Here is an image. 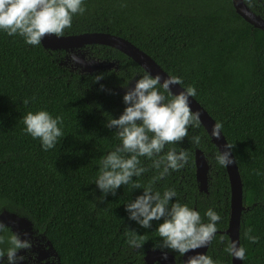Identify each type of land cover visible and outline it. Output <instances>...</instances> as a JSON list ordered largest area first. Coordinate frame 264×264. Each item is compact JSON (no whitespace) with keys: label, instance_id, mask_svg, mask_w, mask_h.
<instances>
[{"label":"trees","instance_id":"16d2710c","mask_svg":"<svg viewBox=\"0 0 264 264\" xmlns=\"http://www.w3.org/2000/svg\"><path fill=\"white\" fill-rule=\"evenodd\" d=\"M244 1L252 9L250 0ZM84 7L63 35L102 31L126 38L185 89L193 87V97L221 125L233 144L242 181V264H264V30L236 13L231 0H84ZM85 48L89 56L113 61V67L80 72L63 50L27 45L18 35L0 32V211L28 218L32 229L50 241L59 264H145V250L160 248L158 222L142 228L128 219L123 205L142 189L122 185L100 200V190L91 182L98 162L119 144L115 129L106 128L105 122L122 113L127 87L147 72L116 48ZM98 74L102 78L95 80ZM26 98L29 102L22 103ZM38 109L63 119L64 137L47 151L21 131L22 116ZM193 136L200 138L199 144L192 142ZM169 147L185 151L187 162L156 179L153 189L174 188L172 199L197 208L205 221L207 208L217 211V238L206 254L217 264H230L231 255L218 240L221 235L229 239L224 230L230 188L225 167L214 159L216 146L199 122L189 128L188 137L166 144L163 151ZM195 148L209 164L207 192L198 190ZM139 159L146 171L133 180L143 187L159 170L152 167L155 157ZM247 229L257 237L255 242L245 236ZM11 234L9 227L0 233L5 237L0 250L8 246ZM132 239L141 246L130 245ZM167 251L180 262V254Z\"/></svg>","mask_w":264,"mask_h":264},{"label":"clouds","instance_id":"9594fccd","mask_svg":"<svg viewBox=\"0 0 264 264\" xmlns=\"http://www.w3.org/2000/svg\"><path fill=\"white\" fill-rule=\"evenodd\" d=\"M84 11V0H0V32L9 36L18 35L25 44L37 46L46 34L62 36L64 30L71 27L73 17ZM71 59L80 62L75 54ZM101 78L102 75L98 74L95 80ZM176 83V77L161 81L159 74L152 76L145 73L135 80L131 88L127 87L129 82L122 85L127 87L122 96L125 107L118 117L111 116L104 124L106 128L115 129L119 144L98 162V171L91 183L100 190V200L109 193L114 195L122 185L131 184L132 189H142L134 199L123 204L128 219L145 229L152 228L153 221H157L155 232L160 238L157 246L183 256L191 249L208 246L217 238V222L221 220V215L209 207L204 212L205 221L197 208L172 199L177 195L174 188H165L162 192L153 189L156 179L163 177L169 170L184 167L188 159L185 151H176L174 147L163 151L166 144L180 143L188 137L189 128L199 124V114L191 110L189 102V97L195 95L193 87L181 90L171 99L157 87L159 84L165 92L171 93V86ZM28 102L27 98L22 101L24 104ZM21 119L24 125L21 131L39 140L44 151L55 147L58 138L64 137L62 117L53 116L46 109L28 111ZM220 129L219 123L214 124L212 136L219 138ZM191 140L199 144L200 138L193 136ZM232 147L233 144L227 142L223 150L217 148L214 159L219 166L226 168L234 163ZM142 156L155 157L152 167L159 170L158 176L143 187L133 180V177H140L146 171L139 159ZM6 228L0 222V233ZM250 232L251 229H247L245 236L255 242L257 237L249 235ZM218 240L224 243L223 250L228 254L241 260L245 257V248L237 246V241L223 235ZM4 241L5 237L0 235V244ZM129 244L141 246L136 239L130 240ZM7 245L0 250V264H20L24 257L17 253L21 249H30L32 241L12 233L7 237ZM186 264L217 262L206 253H196L188 257Z\"/></svg>","mask_w":264,"mask_h":264},{"label":"water","instance_id":"95a60500","mask_svg":"<svg viewBox=\"0 0 264 264\" xmlns=\"http://www.w3.org/2000/svg\"><path fill=\"white\" fill-rule=\"evenodd\" d=\"M232 5L236 11L246 22L251 26L264 30V17L253 12L244 2V0H231ZM44 48L50 50H63L66 52L65 57L71 62L72 68L78 69L80 72H93L102 68H111L114 65L113 61L106 62L89 56L88 50L85 46L93 44L107 45L118 49L133 61H135L145 72L152 76L159 74L161 81L166 78L173 77L166 72L150 55L141 50L138 46L124 37L116 34H111L102 31L83 32L77 34H68L57 37L54 34H46L41 41ZM75 54L80 58V62H74L71 57ZM66 63V61H63ZM131 83L129 88L134 86ZM181 90H186L179 82L171 86V94L174 95ZM190 108L193 112L199 114V122L206 130L212 143L220 150L224 149L227 143L225 136L221 131L219 138L212 136L213 125L217 124L207 110L193 97H189ZM231 155L234 157L232 151ZM194 163H195V179L197 181L198 190L207 192V180L209 164L205 154L199 148L194 150ZM228 177L230 197H229V215L228 223L224 232L228 235L229 240L237 241V246H240V225L241 214L245 209L242 203V181L239 169L234 157V163L228 165L226 168ZM0 222L10 228L12 233L19 234L21 239L25 234H29L32 224L31 221L25 216L16 214L15 212L2 209L0 211ZM49 248L56 254L52 244L48 240ZM209 246V245H208ZM208 246L199 247L187 251L181 256L180 263L175 261L174 255L164 249L148 248L144 253L145 264H186L189 256L196 253H206ZM57 255V254H56ZM230 264H242V260L231 255Z\"/></svg>","mask_w":264,"mask_h":264},{"label":"flooded vegetation","instance_id":"af4514ba","mask_svg":"<svg viewBox=\"0 0 264 264\" xmlns=\"http://www.w3.org/2000/svg\"><path fill=\"white\" fill-rule=\"evenodd\" d=\"M259 1L260 0H250L251 7L257 12L264 13V4ZM257 12L255 13L260 15V13ZM23 239L31 240L32 247L30 249H21L17 253L24 257L20 264H59L57 255L49 248V244L47 243L48 239H46L42 233L39 234L31 228L29 234H27V236L24 235Z\"/></svg>","mask_w":264,"mask_h":264}]
</instances>
